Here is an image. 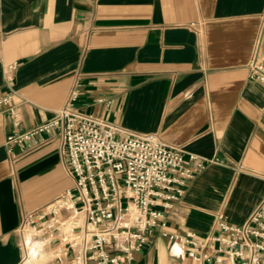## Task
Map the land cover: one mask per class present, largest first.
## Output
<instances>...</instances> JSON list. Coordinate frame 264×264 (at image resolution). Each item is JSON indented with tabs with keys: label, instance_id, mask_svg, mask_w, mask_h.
<instances>
[{
	"label": "crops",
	"instance_id": "0c3cea01",
	"mask_svg": "<svg viewBox=\"0 0 264 264\" xmlns=\"http://www.w3.org/2000/svg\"><path fill=\"white\" fill-rule=\"evenodd\" d=\"M255 53L264 62V0H0V95L14 66L20 117L16 126L0 108V264H57V242L23 218L74 186L61 125L31 148L8 153L4 141L55 120L75 90L78 109L205 164L167 231L216 234L217 214L242 225L264 198ZM189 248L155 230L134 264H192Z\"/></svg>",
	"mask_w": 264,
	"mask_h": 264
},
{
	"label": "built area",
	"instance_id": "2783aa9c",
	"mask_svg": "<svg viewBox=\"0 0 264 264\" xmlns=\"http://www.w3.org/2000/svg\"><path fill=\"white\" fill-rule=\"evenodd\" d=\"M13 70L5 69L8 90L0 95V108L18 126ZM248 78L264 84V62L257 53ZM77 97L75 90L55 120L4 141L8 153L31 148L42 133L61 125V152L74 186L23 218L33 229L42 223L37 230L57 242V264H134L155 230L189 246L192 264H264V198L242 225L217 214L216 234L201 238L167 231L166 213L205 169L203 161L156 134L136 133L78 109Z\"/></svg>",
	"mask_w": 264,
	"mask_h": 264
}]
</instances>
